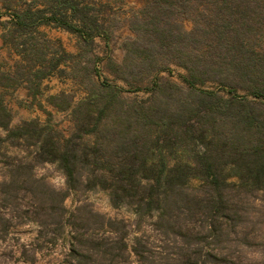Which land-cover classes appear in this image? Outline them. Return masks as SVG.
<instances>
[{"label": "trees", "instance_id": "trees-1", "mask_svg": "<svg viewBox=\"0 0 264 264\" xmlns=\"http://www.w3.org/2000/svg\"><path fill=\"white\" fill-rule=\"evenodd\" d=\"M143 1L119 67L129 85L148 82L146 101L94 84L71 110V133L57 136L36 121L11 127L0 100L3 143L19 152L10 164L0 161V248L13 227L33 223L40 247L56 245L70 229L64 264H264V62H238L252 45L244 35L240 44L228 35L233 22L220 18L222 0H211L210 9L205 0ZM53 8L45 19L38 10L15 21L24 28L40 18L87 41L101 34L74 0ZM187 19L195 23L191 32ZM169 64L187 70V87L160 76ZM208 81L225 94L197 88ZM240 87L259 101L238 96ZM47 164L63 171L66 190L36 175ZM94 190L108 192L115 208H132L134 225L88 203L66 207L71 192ZM156 244L163 246L159 256Z\"/></svg>", "mask_w": 264, "mask_h": 264}, {"label": "rangeland", "instance_id": "rangeland-1", "mask_svg": "<svg viewBox=\"0 0 264 264\" xmlns=\"http://www.w3.org/2000/svg\"><path fill=\"white\" fill-rule=\"evenodd\" d=\"M56 1L0 0V100L9 110L11 127L36 121L52 128L57 136H68L74 126L71 110L75 103L93 90L94 84L105 83L118 88L121 97L127 101H146L150 97L148 82L142 86L129 85L122 79L119 67L126 58V47L135 38L131 27L132 19L144 7V1L74 0L79 8L86 10L89 19L100 26L101 34L93 33L92 41L82 38L79 33L59 28L55 23L42 24L40 18H34L24 28L17 25L16 17H25L38 10L43 11L44 19L50 17L51 8L54 9ZM210 2L211 0L204 1L209 9L212 5ZM227 2L221 1L223 8L220 18L233 22L228 35L238 36V44L244 35L252 45L247 47L251 52L241 53L238 62L253 64L257 58L264 62V0ZM67 15L72 25L79 26L78 19L74 20L70 12ZM206 17L210 24H214L217 19L210 10ZM205 24L204 22V26ZM184 27L191 32L195 23L187 19ZM211 36L209 33L208 37ZM56 64L57 67L53 69ZM186 74V69L175 64L167 65L160 72L162 78L170 79L183 87H187L184 82ZM143 75H148V72L145 71ZM130 76L131 81H134L133 75L127 77ZM233 76L240 81V73H234ZM139 86L141 89L137 88ZM197 88L225 94L220 85L211 81L197 85ZM236 94L259 101L242 87ZM54 97L57 99L54 100ZM5 139L7 132L0 126V161L10 164L19 152L8 149L7 143H3ZM11 141L16 142V139L9 140L8 143ZM20 155L24 156L26 153ZM5 164H0V172H5L2 168ZM35 173L53 188L66 190L64 173L56 164L41 165L36 168ZM190 184L198 186L200 181L191 180ZM79 203L90 204L95 211L108 218L124 219L132 226L135 223L133 209L126 206L113 207L106 191L71 192L65 201L70 211ZM69 231L68 228L56 245H43L41 248L36 245L39 229L35 224L15 226L0 248V264H64L71 237ZM162 247L156 244L153 254L159 256Z\"/></svg>", "mask_w": 264, "mask_h": 264}]
</instances>
